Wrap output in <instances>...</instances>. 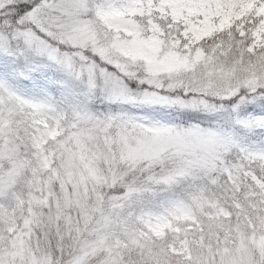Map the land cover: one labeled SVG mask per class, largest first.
<instances>
[{"label": "snow or ice", "instance_id": "snow-or-ice-1", "mask_svg": "<svg viewBox=\"0 0 264 264\" xmlns=\"http://www.w3.org/2000/svg\"><path fill=\"white\" fill-rule=\"evenodd\" d=\"M0 264H264V0H0Z\"/></svg>", "mask_w": 264, "mask_h": 264}]
</instances>
